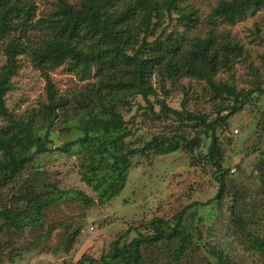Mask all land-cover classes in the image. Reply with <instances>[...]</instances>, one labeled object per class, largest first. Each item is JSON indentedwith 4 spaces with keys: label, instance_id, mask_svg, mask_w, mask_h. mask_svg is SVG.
Segmentation results:
<instances>
[{
    "label": "trees",
    "instance_id": "trees-1",
    "mask_svg": "<svg viewBox=\"0 0 264 264\" xmlns=\"http://www.w3.org/2000/svg\"><path fill=\"white\" fill-rule=\"evenodd\" d=\"M191 1L52 0L53 14L59 16L50 20L57 23V33L69 36L31 46L26 51L29 60L48 71L62 67L80 73L81 78L117 66L127 77L99 79L89 96L69 98L56 91L43 69L46 102L28 117L15 118L5 98L26 45L21 37H6L14 26L24 28L37 17V5L35 0H0L5 56L0 66V119L8 122L0 127V233L10 236L0 241V264L12 261L11 252L2 247L26 228L35 231L31 237L36 247H44L52 230L45 223V210L58 199L76 197L82 209L102 205L107 214L116 213L118 206L106 205L124 189L130 168L177 151L190 153L191 164L215 168L209 184L216 189L210 198L184 205L190 199L187 193L171 201L161 189L154 195V216L119 232L105 252H85L58 264H264V148L254 162L259 198L249 203L247 198H254L252 182L230 175V167L222 169L221 145L230 137L217 134L227 130L231 116L255 101L263 100L259 118L264 122V73L247 62V50L227 28L264 9V0H219L207 12ZM238 62L250 75L247 89L219 76ZM260 64L264 68L261 56ZM182 79H194L196 87ZM154 128L160 131L151 132ZM263 135L264 129L260 139ZM203 144L205 152L196 155ZM58 156L79 159L75 169L83 188L60 191L50 183L38 184L43 172L60 174L59 169L43 170V161L54 163ZM160 202L167 204L162 208ZM193 207L208 209L198 214ZM205 218L219 227L202 232L198 223ZM96 223L106 221H92ZM66 227L67 235H60L58 245L48 250L69 251L79 227ZM222 237L239 244L224 247Z\"/></svg>",
    "mask_w": 264,
    "mask_h": 264
},
{
    "label": "rangeland",
    "instance_id": "rangeland-1",
    "mask_svg": "<svg viewBox=\"0 0 264 264\" xmlns=\"http://www.w3.org/2000/svg\"><path fill=\"white\" fill-rule=\"evenodd\" d=\"M55 1L53 0V3ZM218 1L193 0L190 4L198 7L200 11L207 12ZM35 5H37V17L24 28L14 26V29L8 32L6 37H21L26 45L25 52L18 56L20 66L11 78L12 88L6 93L5 98L9 112L15 118L28 117L41 102H46L45 89L47 81L41 70L44 69L47 72L48 69L44 65L36 66L33 64L29 60L27 49L34 45H41L47 40L69 36L68 34L57 33V23L50 20L52 17L58 18L59 16L53 14L54 4L52 5V0H35ZM44 19H48V21H44ZM227 28L233 35L237 36L243 49L247 50V62L253 61L255 65H259L260 74L262 75L264 68L260 64V56L264 58V9L233 25L227 24ZM1 39L0 66L5 61L2 49L3 38ZM84 43L88 44V41L86 40ZM47 76L58 93H64L69 98L75 96L80 99L83 95L86 97L92 93L91 88L99 84V79L112 81L127 77L117 66H105L99 75L91 72L84 78L80 77V73L67 72L59 67L56 70H49ZM219 76L225 80H231L238 88L245 87L247 89L250 86L248 83L250 75L246 71V66L241 65L240 62L235 64L230 72L220 71ZM181 82L196 87L194 79H182ZM166 86L169 87L170 85L166 82ZM255 94L258 96L257 93ZM262 104L263 100H260L255 101V105L248 104L244 106L238 113L228 119L229 125L225 132L220 130L217 132L220 137H230V142L223 141V145H221L222 169L230 167L228 170L230 175L239 177L242 183L247 179L252 182L249 187L254 194V198L248 197L249 203L258 200L259 197L256 196V193L260 191L254 162L257 152L264 148V138L260 139L264 122L261 121L262 118H259L260 111L263 108ZM7 123L6 120L0 119V127ZM159 131L157 128L151 129V132L157 133ZM253 148L256 152L252 150ZM204 152L205 144L197 149L196 155ZM189 154L184 151H177L156 157L153 155V159L132 166L127 174L124 189L111 200L110 204L106 205L108 209L112 206H118L115 210L116 213L107 214L105 207L102 205H92L82 209V203L76 200V197L74 199L70 197L58 199L53 206L45 210V223L51 226L52 230L49 237L43 240L44 247H36L35 243L37 241L34 242L35 237H31V234L35 231L32 228H26L21 233L11 236L13 243L2 247L4 252H11L12 261L10 264H58L62 260L74 261L85 252L93 255H98L102 251L105 252L109 244L119 237V232H122L129 225L138 224L144 218L149 219L154 216L153 211L157 204L154 195H159L161 189L160 192H164L166 199L171 201H173L174 195L187 193L190 199H185L184 205H188V203L197 199L207 200L215 193L216 186L209 184L212 179L210 174L215 168L210 164H205L204 167L201 163L191 164ZM62 158L58 156V160L54 163L43 161V170L53 172L54 169H59L60 174L54 176L49 175L50 172H43L44 176L40 178L38 184L43 186L50 183L60 191L73 186L83 188L84 183L78 181L79 174L75 169L79 159L72 156L64 161L61 160ZM42 159H44V156ZM64 169L66 170L64 171ZM27 172L26 168L24 173L27 175ZM49 190L51 191L50 195H52V187ZM41 191H43V188ZM86 193L92 198L96 196L91 191ZM166 204V202H160L162 208ZM207 209L208 207H203L201 210L193 207L191 210L201 214L204 211L206 212ZM190 213H187V222H189ZM103 218L106 221L103 225L92 224V221L95 222ZM66 224L71 225V227H79V232L75 236L69 251L54 253L48 250V248L52 249L53 246L58 245L57 242L61 236L67 235ZM187 226L189 225L187 224ZM198 226L202 232H213L215 228L219 227L208 218L199 222ZM209 226L212 227L211 230H208ZM7 237L10 236L0 233L2 244ZM221 240L223 246L228 248L239 244L235 240L224 239V237ZM212 241L216 244V239ZM8 263L4 262L3 264Z\"/></svg>",
    "mask_w": 264,
    "mask_h": 264
}]
</instances>
